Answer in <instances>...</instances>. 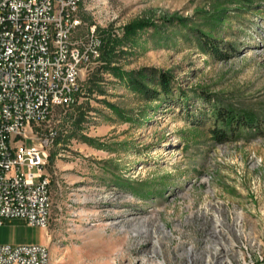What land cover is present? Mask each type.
Listing matches in <instances>:
<instances>
[{"label":"rangeland","instance_id":"rangeland-1","mask_svg":"<svg viewBox=\"0 0 264 264\" xmlns=\"http://www.w3.org/2000/svg\"><path fill=\"white\" fill-rule=\"evenodd\" d=\"M79 17L74 39L89 40L95 27L101 56L82 73L77 101L32 129L57 131L49 224L3 217L0 241L46 244L52 264H216L213 244L186 243L214 195L230 219L242 218L230 234L242 244L220 254L222 264H264V0H83ZM143 19L153 26L129 28ZM199 31L220 38L225 58ZM145 71L166 73L171 91L149 99L131 87ZM221 103L256 113L261 132L215 140Z\"/></svg>","mask_w":264,"mask_h":264},{"label":"built area","instance_id":"built-area-1","mask_svg":"<svg viewBox=\"0 0 264 264\" xmlns=\"http://www.w3.org/2000/svg\"><path fill=\"white\" fill-rule=\"evenodd\" d=\"M82 2L0 0V225L3 217L49 224L46 168L57 131L37 137L32 129L47 121L56 106L77 101L82 73L101 56L95 27L89 40L74 39ZM227 206L218 196L207 197L186 234L188 244H213L216 264H222L220 254L228 255L232 244H242L230 237L232 230L240 234L242 218L230 219ZM223 260L235 264L226 256ZM242 261L237 263L259 264L246 257ZM0 264H52L51 250L46 244H0Z\"/></svg>","mask_w":264,"mask_h":264},{"label":"trees","instance_id":"trees-1","mask_svg":"<svg viewBox=\"0 0 264 264\" xmlns=\"http://www.w3.org/2000/svg\"><path fill=\"white\" fill-rule=\"evenodd\" d=\"M184 22V19H181ZM153 22L148 19H143L139 22L132 24L129 28H144L153 26ZM202 32V31H199ZM201 40H204V46L212 51V54L217 55L220 58H225L227 51H222L216 42L220 41L217 36L211 35V33H205L204 31L200 36ZM213 38L215 41H209ZM105 48L104 60L111 61L113 54V41L111 38H106L103 42ZM130 86L139 92L143 93L149 99L158 98L162 93L167 94L171 91L170 79L166 73H163L156 80L151 75L145 72H139L130 79ZM147 82L153 85H158L160 90L155 86L147 85ZM210 102V100H208ZM213 115L216 118V125L211 128V133L215 140L220 143L227 142L234 137H239L243 134L245 128L254 129L260 131L261 122L259 116L247 109L237 108L232 104H215L213 107Z\"/></svg>","mask_w":264,"mask_h":264},{"label":"crops","instance_id":"crops-1","mask_svg":"<svg viewBox=\"0 0 264 264\" xmlns=\"http://www.w3.org/2000/svg\"><path fill=\"white\" fill-rule=\"evenodd\" d=\"M5 243L11 244V243H8V242H5V241H0V244H5Z\"/></svg>","mask_w":264,"mask_h":264}]
</instances>
